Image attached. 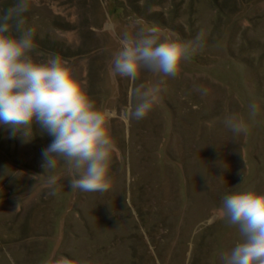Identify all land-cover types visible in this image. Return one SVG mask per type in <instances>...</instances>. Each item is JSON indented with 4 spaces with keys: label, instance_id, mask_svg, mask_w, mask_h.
<instances>
[{
    "label": "rangeland",
    "instance_id": "1",
    "mask_svg": "<svg viewBox=\"0 0 264 264\" xmlns=\"http://www.w3.org/2000/svg\"><path fill=\"white\" fill-rule=\"evenodd\" d=\"M15 3L0 0V14ZM24 18L35 30L32 58L59 56L96 107L115 112L113 185L71 190L62 159L43 167L54 137L35 122L28 137L0 124V264H221L241 240L221 218L223 197L264 193V0H29ZM151 28L184 42L202 33V50L175 78L115 74L123 33ZM160 81L145 118H121L130 88ZM229 116L249 132L234 134Z\"/></svg>",
    "mask_w": 264,
    "mask_h": 264
},
{
    "label": "clouds",
    "instance_id": "2",
    "mask_svg": "<svg viewBox=\"0 0 264 264\" xmlns=\"http://www.w3.org/2000/svg\"><path fill=\"white\" fill-rule=\"evenodd\" d=\"M28 9L29 0H16L0 14V124L9 126L13 135L20 132L25 137L31 134L34 122L40 124L54 137L42 151L45 171L55 169L60 158L68 166L71 190L109 191L114 147L109 124L116 114L96 107L72 68L59 56L46 62L32 58L35 30L25 27ZM13 29L18 36L11 34ZM203 40L202 33L187 42L164 40L157 28L125 32L119 50L113 54L114 73L133 83L142 70L175 78L202 50ZM161 83L130 88V104L121 118H145L161 100ZM197 91L206 94L201 88ZM248 110L254 121L259 106L250 103ZM224 124L234 134L250 130L243 117L229 116ZM47 184L49 194L57 195V177L50 176ZM221 218L237 227L241 237L229 251L220 253L221 264H264V193L250 190L225 195Z\"/></svg>",
    "mask_w": 264,
    "mask_h": 264
}]
</instances>
